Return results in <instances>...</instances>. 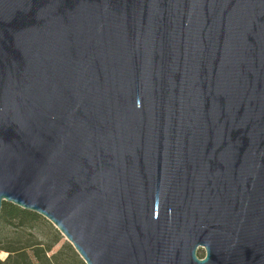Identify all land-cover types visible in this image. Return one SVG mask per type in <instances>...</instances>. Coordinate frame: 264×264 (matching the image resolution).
I'll list each match as a JSON object with an SVG mask.
<instances>
[{"label":"water","instance_id":"obj_1","mask_svg":"<svg viewBox=\"0 0 264 264\" xmlns=\"http://www.w3.org/2000/svg\"><path fill=\"white\" fill-rule=\"evenodd\" d=\"M3 202L85 264H264V0H0Z\"/></svg>","mask_w":264,"mask_h":264},{"label":"rangeland","instance_id":"obj_2","mask_svg":"<svg viewBox=\"0 0 264 264\" xmlns=\"http://www.w3.org/2000/svg\"><path fill=\"white\" fill-rule=\"evenodd\" d=\"M26 247V253L32 264H49L52 259L54 264H85L75 251L73 246L57 230V228L46 218L42 217L36 223L25 228L15 227L5 222H0V248L2 247ZM35 247L47 248L42 260L33 257ZM197 253L200 257L204 250L199 248ZM8 252L0 249V260H4Z\"/></svg>","mask_w":264,"mask_h":264},{"label":"trees","instance_id":"obj_3","mask_svg":"<svg viewBox=\"0 0 264 264\" xmlns=\"http://www.w3.org/2000/svg\"><path fill=\"white\" fill-rule=\"evenodd\" d=\"M41 219L42 216L39 214L30 210L22 209L9 202H3L0 209V222L2 221L19 228L31 226L32 223H36ZM0 249L8 252L7 257L4 260H0V264H32L26 253V247L10 246L2 247ZM47 250H49V247H35L33 250V257L39 261L42 260V257L47 259L45 256ZM48 262L49 264H54L52 259L48 260Z\"/></svg>","mask_w":264,"mask_h":264}]
</instances>
